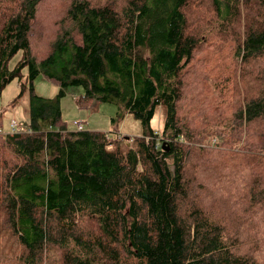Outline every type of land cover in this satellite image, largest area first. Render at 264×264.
Here are the masks:
<instances>
[{"label":"trees","instance_id":"16d2710c","mask_svg":"<svg viewBox=\"0 0 264 264\" xmlns=\"http://www.w3.org/2000/svg\"><path fill=\"white\" fill-rule=\"evenodd\" d=\"M45 1L0 0V95L17 80L11 105L27 95L30 115L26 132L0 134V264H52L51 252L58 264H259L264 72L255 76L258 93L241 98L223 131L195 133L178 118L193 95L183 80L198 44L187 33L191 0H125L122 7L70 0L38 58L31 31ZM210 1L226 28L248 14L235 54L246 63L264 58V0ZM39 76L58 87L54 98L35 93ZM221 84L237 97L227 79ZM71 88L83 92L80 108L115 105L111 121L130 115L142 134L123 136L129 147L122 150L118 134L69 132L60 99ZM158 108L164 122L155 130ZM205 137L218 146L202 145ZM227 148H240L241 158ZM82 221L98 233L79 231Z\"/></svg>","mask_w":264,"mask_h":264},{"label":"rangeland","instance_id":"374dc122","mask_svg":"<svg viewBox=\"0 0 264 264\" xmlns=\"http://www.w3.org/2000/svg\"><path fill=\"white\" fill-rule=\"evenodd\" d=\"M70 0H47L45 1L40 13L37 16L36 24L31 31L32 52L38 58L44 57L55 39L58 29V22L65 16L67 5ZM92 1V0H90ZM102 3L105 0H96ZM110 5L119 7L125 0H110ZM122 7V6H121ZM257 16V13L252 9ZM187 33L197 39L198 44L194 53V59L188 72V77H183L185 83H192L193 95H189L191 101L186 106V99L182 100L179 107L178 118L191 131H218L224 129L232 119L235 110L240 109L241 98L247 93L257 94L260 86H257L255 76L257 73L264 72V58L243 62L235 51L239 47V42L243 37L244 25L250 19L247 13L242 17V21L231 28L221 25L216 18V12L210 0H191L186 11ZM69 23H66L68 26ZM21 53H18L9 63L12 69L20 60ZM27 71L23 73L26 74ZM195 75L198 79L191 76ZM227 79L231 83V88L236 89L237 97L231 99L228 91L222 88V80ZM36 91L45 92L46 97L54 98L57 95L58 87L41 76L35 81ZM219 89L216 86H219ZM237 85V88H236ZM262 88V87H261ZM221 92V96H220ZM19 94L17 80L11 82L0 95L1 132L10 133L9 125L12 122L17 124V133L26 132L30 118L28 111V97L17 99L16 106H12ZM83 95L81 88H71L67 94L60 99L61 121L69 132L77 131L78 124L83 127L82 131L109 133L112 140L117 134L120 136L119 144L122 150L129 147L123 142V136L130 138L139 137L142 134L140 123L130 115L123 119L112 122L111 119L117 118L118 107L112 104L92 102L89 108H80L76 100ZM164 122V110L158 108L152 121V126L161 129ZM116 134V135H115ZM200 140V139H198ZM202 145L218 146V141L211 137L201 139ZM215 144H212L214 143ZM234 159H240V148H227ZM43 159V157H40ZM188 171H195L192 167ZM237 223L236 218L228 222L227 227L232 228ZM78 230L85 234L88 232L97 234L95 225L88 221H82L78 225ZM244 235L240 231L236 239L240 240ZM246 238V235L244 236ZM264 251V246L262 248ZM58 256L50 253L52 264H58ZM259 264H264V255H259Z\"/></svg>","mask_w":264,"mask_h":264},{"label":"built area","instance_id":"2783aa9c","mask_svg":"<svg viewBox=\"0 0 264 264\" xmlns=\"http://www.w3.org/2000/svg\"><path fill=\"white\" fill-rule=\"evenodd\" d=\"M10 129L12 130V132H16L17 131V124L15 122H12L10 124ZM83 130V127L81 126V124H78V128H77V131H82ZM1 130H0V134H1Z\"/></svg>","mask_w":264,"mask_h":264},{"label":"crops","instance_id":"0c3cea01","mask_svg":"<svg viewBox=\"0 0 264 264\" xmlns=\"http://www.w3.org/2000/svg\"><path fill=\"white\" fill-rule=\"evenodd\" d=\"M36 86L34 85V88H35ZM46 90H47V87L44 89V92L43 93H41L40 91H36V94L38 95V96H40V97H43V98H50V97H46L45 96V92H46ZM9 127H10V125H9Z\"/></svg>","mask_w":264,"mask_h":264},{"label":"water","instance_id":"95a60500","mask_svg":"<svg viewBox=\"0 0 264 264\" xmlns=\"http://www.w3.org/2000/svg\"><path fill=\"white\" fill-rule=\"evenodd\" d=\"M162 147H163V149L168 150V148H164L165 147V143L162 144Z\"/></svg>","mask_w":264,"mask_h":264}]
</instances>
